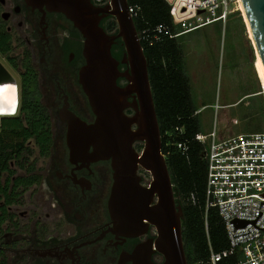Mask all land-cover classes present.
<instances>
[{
  "label": "flooded vegetation",
  "instance_id": "af4514ba",
  "mask_svg": "<svg viewBox=\"0 0 264 264\" xmlns=\"http://www.w3.org/2000/svg\"><path fill=\"white\" fill-rule=\"evenodd\" d=\"M0 28L12 34V50H0L7 65L0 61L14 78L0 83V102L3 86L13 85L17 96L15 114H0V119L23 116L19 124H28L24 116L38 105L48 116L33 122L32 135L10 138L23 142L19 147L25 165H17L16 158L10 160L16 173L9 190L17 186L20 194L7 203V215L0 221V249L8 262L138 264L149 255L152 262L161 264L163 254L152 247L157 237L153 224L139 234L127 235L113 217L114 159L92 158L93 145L89 151L72 150L70 114L89 124L96 119L80 81L86 63L81 31L66 14L44 12L28 0H0ZM126 83L119 78V84ZM126 112L132 115L135 110L128 107ZM19 130L24 131L22 125ZM139 174L148 185L151 173L140 168ZM147 174L151 175L148 181ZM19 177L24 179L16 185Z\"/></svg>",
  "mask_w": 264,
  "mask_h": 264
},
{
  "label": "water",
  "instance_id": "95a60500",
  "mask_svg": "<svg viewBox=\"0 0 264 264\" xmlns=\"http://www.w3.org/2000/svg\"><path fill=\"white\" fill-rule=\"evenodd\" d=\"M28 2L44 12L48 9L66 14L85 38L86 63L80 70V81L96 119L89 124L71 113L70 142L73 152L89 151L93 145L92 158L114 159L117 180L110 198L114 219L127 235L139 234L153 224L157 237L152 247L154 244L163 254L161 264H189L183 237L184 209L176 197L162 150L149 59L129 0H109L102 5L94 0ZM242 2L264 63V0ZM108 16L116 18L118 32H109L102 25V20ZM118 38H122L125 45L121 59L112 52ZM121 64L126 67L122 69ZM119 78L126 79L127 83L119 84ZM6 79L14 78L0 61V83ZM128 107L135 110L134 114L126 112ZM137 142L143 143L141 150L135 146ZM140 168L152 175L148 185L142 183ZM138 264L157 263L146 255Z\"/></svg>",
  "mask_w": 264,
  "mask_h": 264
},
{
  "label": "trees",
  "instance_id": "16d2710c",
  "mask_svg": "<svg viewBox=\"0 0 264 264\" xmlns=\"http://www.w3.org/2000/svg\"><path fill=\"white\" fill-rule=\"evenodd\" d=\"M108 1L101 0L97 3L102 5ZM129 3L130 6L139 8L134 19L140 33L160 23L169 25L173 33L180 31V28L173 24L171 5L167 0H129ZM102 25L109 32H118V22L114 16L103 19ZM180 36L167 35L154 44L142 39V44L149 59L150 79L162 131V150L167 159L176 197L184 209L183 237L188 262L210 264L212 252H224L229 246V241L218 207H210L207 210L208 162L203 156L205 145L196 139L197 133L204 132L196 113L199 106L193 95ZM12 47V34L0 28V50L6 53L12 50ZM124 51L123 39L118 38L112 52L115 57L121 59ZM121 67L124 68L125 65L122 64ZM24 117L29 121L28 124H19L23 116L0 119V200H6L4 204H0L1 222L7 215V203L12 197H18L20 194L17 186L12 192L9 190L12 176L16 173L10 160L16 158L17 165H25L21 159L23 148L19 147L23 142L17 144L10 138L13 135H32L30 127L33 122L48 118L40 105L28 110ZM18 124L22 125L24 131L19 130ZM183 142L189 145L186 153L179 148V144ZM6 172L9 175L4 178ZM23 179L17 178L16 185ZM192 194L196 196V203L191 201ZM234 259L226 257L224 262L228 263ZM0 264H10L7 254L1 249Z\"/></svg>",
  "mask_w": 264,
  "mask_h": 264
},
{
  "label": "built area",
  "instance_id": "2783aa9c",
  "mask_svg": "<svg viewBox=\"0 0 264 264\" xmlns=\"http://www.w3.org/2000/svg\"><path fill=\"white\" fill-rule=\"evenodd\" d=\"M167 1L173 24L180 31L173 33L164 23L145 29L140 33L141 39L149 44L217 21L226 23L234 12L232 2L237 0ZM130 11L134 16L139 8L130 6ZM196 139L205 145L208 162L207 210L218 207L229 241L224 252H212L209 263L264 264V131L221 137L213 130L197 133ZM179 148L186 153L189 145L183 142ZM191 201L196 203L195 194L191 195ZM226 257L235 259L225 263Z\"/></svg>",
  "mask_w": 264,
  "mask_h": 264
},
{
  "label": "rangeland",
  "instance_id": "374dc122",
  "mask_svg": "<svg viewBox=\"0 0 264 264\" xmlns=\"http://www.w3.org/2000/svg\"><path fill=\"white\" fill-rule=\"evenodd\" d=\"M231 7L234 12L226 23L217 21L179 38L201 109L202 131L217 130L221 137L264 131V92L256 68V48L243 10L237 1ZM0 58L6 63L1 54ZM16 107L0 102V114H15ZM136 145L143 148L140 142ZM150 177L147 174L146 180Z\"/></svg>",
  "mask_w": 264,
  "mask_h": 264
},
{
  "label": "bare ground",
  "instance_id": "6f19581e",
  "mask_svg": "<svg viewBox=\"0 0 264 264\" xmlns=\"http://www.w3.org/2000/svg\"><path fill=\"white\" fill-rule=\"evenodd\" d=\"M237 3H238L239 8L242 9L243 12H244L245 20H246V23L248 24L247 25L248 32H249L250 37L252 38V41L254 42V45H255V48H256V60H255L256 68H257V72H258L259 78H260L261 83H262V90L264 92V63H263L259 48L257 46L253 31H252V28L250 26V22L248 20V17H247L243 2H242V0H237ZM16 100H17V96H16V92H15L14 86L13 85L12 86L11 85L3 86L2 87V93H1V101H2V103L6 104V105H14V104L17 103Z\"/></svg>",
  "mask_w": 264,
  "mask_h": 264
},
{
  "label": "crops",
  "instance_id": "0c3cea01",
  "mask_svg": "<svg viewBox=\"0 0 264 264\" xmlns=\"http://www.w3.org/2000/svg\"><path fill=\"white\" fill-rule=\"evenodd\" d=\"M256 92H258V91H256ZM195 99H196V98H195ZM196 101H197V99H196ZM197 104H198V103H197ZM204 106H205V105H204ZM198 110H201V109L199 108ZM198 110H197V111H198Z\"/></svg>",
  "mask_w": 264,
  "mask_h": 264
}]
</instances>
